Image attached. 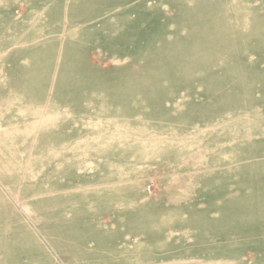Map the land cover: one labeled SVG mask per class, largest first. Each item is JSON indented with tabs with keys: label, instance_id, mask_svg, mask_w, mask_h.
I'll return each mask as SVG.
<instances>
[{
	"label": "rangeland",
	"instance_id": "rangeland-1",
	"mask_svg": "<svg viewBox=\"0 0 264 264\" xmlns=\"http://www.w3.org/2000/svg\"><path fill=\"white\" fill-rule=\"evenodd\" d=\"M0 264H264V0H0Z\"/></svg>",
	"mask_w": 264,
	"mask_h": 264
}]
</instances>
